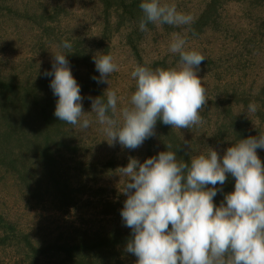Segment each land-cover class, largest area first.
I'll use <instances>...</instances> for the list:
<instances>
[{"label": "trees", "instance_id": "obj_1", "mask_svg": "<svg viewBox=\"0 0 264 264\" xmlns=\"http://www.w3.org/2000/svg\"><path fill=\"white\" fill-rule=\"evenodd\" d=\"M6 1L0 0V23L5 19L33 24L36 34L32 43L37 53L67 54L69 50L64 49L62 43L65 40L72 43V53L67 54V59L81 86L82 96L88 94L95 99L103 95L106 100L104 83H97L92 78L100 75L94 57L111 55L108 43L114 34L123 36L140 66L167 70L176 68L180 62L178 54L172 62L160 60L149 64L142 58L141 43L148 31L158 24L149 23L146 31L140 30L143 16L139 8L141 0H97L102 26L101 41L95 47L88 46L80 36L69 35L71 31L68 28L65 31L59 28L68 17L69 9L58 1L36 3L26 0L23 8ZM229 1L206 0L191 25H160L168 32L177 31L192 37L229 31L230 24L225 17ZM242 1L246 4L244 16L254 21L257 31L251 38L246 36L241 41L243 28L234 29L241 46L237 48L240 62L245 54L255 53V48L264 41V0ZM16 41L14 36H0V48L13 46ZM205 57L200 67L213 69L218 60ZM53 64L42 55L26 58L0 56V183L12 180L22 195L45 209L65 213L71 208L93 205L101 207L104 216L119 217L123 207L115 200L103 198L108 190L99 186L102 174L118 167V158L114 154L116 149L109 156L97 152L99 144L104 141L101 142L99 134L94 132V128L97 130L101 126L96 115L90 117L91 124L87 129L59 121L54 115L58 97L50 88L53 77L44 75L53 70ZM259 75L260 79L254 78L248 86H223L224 94L218 93L205 106L201 120L204 116L215 125L210 141L214 138L233 139L236 143L249 136H258L256 131L260 128L253 124L264 120V71ZM133 89L135 92L136 85ZM250 103L257 106L255 112L246 111ZM196 129L172 128L158 120L155 135L143 143L144 160L161 151L171 150L176 151L178 160L190 162L197 153ZM166 145H171V148L167 149ZM213 149L223 156L216 146ZM257 152L264 162V150L258 149ZM234 185L235 178L229 176L223 190L218 191L214 198L216 206L224 202V196L234 190ZM93 199H98L101 206ZM131 239L130 228L114 226L102 232L74 226L72 231H61L49 241L38 244L29 233L21 231L16 223L0 212V248L4 252L13 250L14 257L18 259L16 264H136L135 258L132 260L133 254L126 251Z\"/></svg>", "mask_w": 264, "mask_h": 264}, {"label": "clouds", "instance_id": "obj_2", "mask_svg": "<svg viewBox=\"0 0 264 264\" xmlns=\"http://www.w3.org/2000/svg\"><path fill=\"white\" fill-rule=\"evenodd\" d=\"M139 8L141 31L149 23L180 27L194 22L191 14L164 0H141ZM186 43L176 34L169 45V51L179 55L177 68L135 67L131 75L136 91L131 106L121 110L122 122L115 118L116 91H107L106 100L103 95L92 100L91 112L110 137V145L118 141L124 148H139L155 135L158 120L179 129L201 122L207 97L197 73L206 57L186 50ZM62 47L72 53L71 42L63 41ZM67 54L54 53L53 70L44 73L53 77L50 88L58 97L54 115L87 129L91 121L84 115L81 86ZM94 63L100 75L92 78L109 84V76L118 70L114 58L95 56ZM256 110L251 103L246 109ZM258 149L264 150V135L240 139L222 157L212 148L185 162L178 160L176 151L166 150L143 162L130 157L126 166L119 167L117 173L126 178L122 192L127 195L121 217L132 230L126 251L138 258L136 264H264V162ZM229 176L235 178L234 190L216 206L214 198Z\"/></svg>", "mask_w": 264, "mask_h": 264}, {"label": "rangeland", "instance_id": "obj_3", "mask_svg": "<svg viewBox=\"0 0 264 264\" xmlns=\"http://www.w3.org/2000/svg\"><path fill=\"white\" fill-rule=\"evenodd\" d=\"M18 1L20 3H18ZM25 1L26 0H8L6 3L10 5L16 4L17 7L20 6L23 8L24 4L27 2ZM29 1L36 3L37 1L43 3L58 1L69 9L68 17L64 19L59 28H61L62 31L68 28V30L71 31L69 35L84 38L88 46L95 47L100 43L102 19L97 0ZM164 2L174 3L179 11L191 14L195 17L203 9L206 0H164ZM228 4L225 17H228V24H230L229 31L223 30L222 32L214 34L208 32L198 37H192L183 33L180 34L177 31L168 32L158 24L156 28L148 31L140 46V54L146 63L152 64L160 60L172 62L176 54L169 51V45L176 34H180L184 36L187 41L185 46L186 50H195L201 52L205 56H210L218 60L213 69L208 70L200 67L197 73L201 79V84L205 89V95L207 97L206 104L201 112L211 100L216 98L218 93L224 94L225 89L223 86L229 84L248 86L252 83L254 78L259 80V74L264 71V41H261L259 47L257 46V48H255V53L251 54L249 52L245 54L242 62L238 60V57H240L238 55L240 53L237 48L241 46L239 45L240 42L236 40L234 29L238 27H240V29L243 28L241 31L244 36H240L241 41L246 36L251 38V36L254 35V31L257 30L255 29L254 21L252 20V22L251 19L244 16L243 12H245L246 4L242 0H230ZM33 26L34 25L31 23H24L23 21L19 22L17 20L4 19L2 23H0V36H14L17 41L13 46L0 48V56L6 54V56L14 58H26L33 57L34 55L38 57L42 55L44 58L46 56L48 61L53 63L54 52L51 54L48 52V54L45 55L42 52L37 53L36 47L32 43L34 39L33 36L36 34ZM108 44L111 46V56L117 63L118 70L109 76V84L104 83V88L106 91H116L118 104L115 118L122 122V116L120 115L121 110L124 107L131 106L130 100L134 93L133 88L134 85L137 84L131 73L138 64L135 55L126 44L122 35L114 34ZM250 44L253 45V43ZM252 57H255L254 60L257 61L251 59ZM249 58L251 60H248ZM179 66L180 62L177 63L176 68ZM92 100V97L88 94L83 95V110L86 112L84 115L89 120L90 117L93 118L95 116V113L91 112ZM201 112L200 115L202 114ZM205 118L206 117L203 116L201 122L192 127L197 128L195 130V140L197 142L196 156L201 154L206 155L214 146L224 155L227 148L232 146L235 141L233 139L227 141L225 139L218 140L216 138L210 141L211 136H214L213 127L215 125L210 123L209 119ZM253 125L260 128V131H256V133L264 135V120L262 122L257 121ZM94 132L99 134L101 142L104 141L99 144L97 152L104 154V156H109L111 152H114L113 150L116 149L114 154H116L119 163L116 169L108 170L106 173L102 174L99 180V186L105 187L108 190L103 198L115 200L123 207L127 199V195L122 192L126 178L120 177L117 173V169L126 166L130 157L137 158L140 162H143L145 145L143 144L134 150L122 147L118 141L110 145L107 141H110V137L106 135L102 125L98 127L97 130L94 128ZM202 140H204V143L200 144ZM93 200L95 204L101 206L97 201L98 199ZM0 212L16 223L21 231L29 233L31 238L38 244L49 241L56 237L61 231H72L74 226L89 228L93 231L100 230L102 232L105 228L109 229L114 226L128 228L125 226L121 215L119 217L114 215L104 216L101 213V207H94L93 205L91 207L80 206L78 208H71L65 213L48 208L45 209L42 205L37 204L35 201H29L22 195L12 180L0 183ZM12 252L13 250L11 249L4 252L0 248V263L16 264L18 259L14 257ZM134 258L137 261L138 258L135 255H133L132 260H134Z\"/></svg>", "mask_w": 264, "mask_h": 264}]
</instances>
